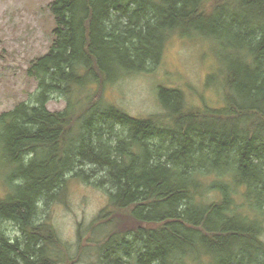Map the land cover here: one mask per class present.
Masks as SVG:
<instances>
[{"label": "trees", "instance_id": "trees-1", "mask_svg": "<svg viewBox=\"0 0 264 264\" xmlns=\"http://www.w3.org/2000/svg\"><path fill=\"white\" fill-rule=\"evenodd\" d=\"M51 10L54 43L27 70L35 102L0 115V264H75L40 213L68 175L88 179L86 163L109 190L91 242L99 264H264V0H54ZM174 34L219 44L237 99L213 107L160 87L162 113L147 118L105 101L109 86L151 73ZM56 94L61 112L47 106Z\"/></svg>", "mask_w": 264, "mask_h": 264}, {"label": "rangeland", "instance_id": "rangeland-1", "mask_svg": "<svg viewBox=\"0 0 264 264\" xmlns=\"http://www.w3.org/2000/svg\"><path fill=\"white\" fill-rule=\"evenodd\" d=\"M53 2L0 0V115L20 103L32 105L35 102L38 83L27 75V70L48 54L54 43ZM219 51L216 41L174 34L165 46L162 61L151 73L109 86L104 99L135 118L162 113L158 100L160 87L182 89L189 101L198 104L224 106L223 101H227L224 94L231 92L237 99L238 91L235 84L233 89L225 85L231 67L226 64V58H220ZM47 106L52 112H61L67 101L56 94ZM82 169L88 179L68 175L61 197L42 206L40 221L53 226L64 247L68 248L65 253L75 260L73 263L99 264L96 247L91 242L103 237L99 232L95 235V229L100 214L109 206V190L96 185L101 175L95 172V166L86 163ZM2 189L0 186V194ZM5 227L12 238L22 235L12 222H6ZM121 227L132 228L131 222Z\"/></svg>", "mask_w": 264, "mask_h": 264}]
</instances>
